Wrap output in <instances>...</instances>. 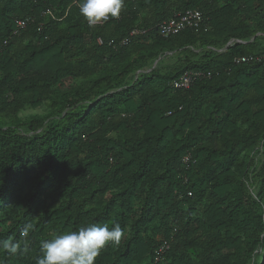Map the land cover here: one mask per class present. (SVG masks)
Wrapping results in <instances>:
<instances>
[{
	"label": "trees",
	"instance_id": "16d2710c",
	"mask_svg": "<svg viewBox=\"0 0 264 264\" xmlns=\"http://www.w3.org/2000/svg\"><path fill=\"white\" fill-rule=\"evenodd\" d=\"M259 53L264 0H124L95 28L77 0H0V240L31 226L2 264L114 221L95 264H264V60L234 63Z\"/></svg>",
	"mask_w": 264,
	"mask_h": 264
},
{
	"label": "clouds",
	"instance_id": "9594fccd",
	"mask_svg": "<svg viewBox=\"0 0 264 264\" xmlns=\"http://www.w3.org/2000/svg\"><path fill=\"white\" fill-rule=\"evenodd\" d=\"M123 5L124 0H77L79 15L89 28H95L109 18H118ZM30 227L25 226L20 231L23 246L13 239H4L0 240V249L10 254L28 252ZM124 235V229L115 221L111 226L88 223L76 230L60 232L41 241V255L36 264H95L105 246L119 245Z\"/></svg>",
	"mask_w": 264,
	"mask_h": 264
},
{
	"label": "built area",
	"instance_id": "2783aa9c",
	"mask_svg": "<svg viewBox=\"0 0 264 264\" xmlns=\"http://www.w3.org/2000/svg\"><path fill=\"white\" fill-rule=\"evenodd\" d=\"M109 20V19H108ZM107 20V21H108ZM200 14L197 10H186L181 14H175L171 18L164 20L158 24H156V29L161 37H168L174 34H177L180 31H183L187 28H191L196 26L200 22ZM105 21V22H107ZM28 22V19H21L16 21V28H23ZM104 23V22H103ZM136 31H132L130 34H134ZM97 42L101 44V40L97 39ZM127 39L120 41V44H125ZM112 43V42H111ZM232 41L228 42L227 46L230 45ZM264 60V53L259 54H250L240 56L234 59V63H260ZM200 76H202L199 72L192 73H184L179 78L174 80L171 84L172 89L182 90L188 89L189 86ZM188 157L183 158V162H186ZM164 248H166V243H162V245L158 249V253H161Z\"/></svg>",
	"mask_w": 264,
	"mask_h": 264
},
{
	"label": "rangeland",
	"instance_id": "374dc122",
	"mask_svg": "<svg viewBox=\"0 0 264 264\" xmlns=\"http://www.w3.org/2000/svg\"><path fill=\"white\" fill-rule=\"evenodd\" d=\"M27 112L30 113L31 111H27ZM260 153H261V148L259 147V148H258V152H257V153L254 152V155H252V157H254V156L256 157V155H257V158H255V160H256L257 162H258V159L260 158ZM258 163H259V162H258ZM258 163H257L255 166H257ZM255 166H254V167H255Z\"/></svg>",
	"mask_w": 264,
	"mask_h": 264
},
{
	"label": "water",
	"instance_id": "95a60500",
	"mask_svg": "<svg viewBox=\"0 0 264 264\" xmlns=\"http://www.w3.org/2000/svg\"><path fill=\"white\" fill-rule=\"evenodd\" d=\"M226 46H227V45H226ZM226 46H225V47H226ZM155 64H156V61H155V63L153 64V67L155 66ZM138 72H139V71H138ZM138 72H136V73H138Z\"/></svg>",
	"mask_w": 264,
	"mask_h": 264
}]
</instances>
